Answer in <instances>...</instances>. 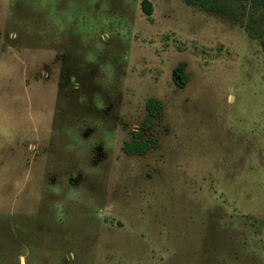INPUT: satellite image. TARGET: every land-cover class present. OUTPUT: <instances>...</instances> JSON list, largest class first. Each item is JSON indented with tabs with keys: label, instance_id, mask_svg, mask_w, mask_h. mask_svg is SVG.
Instances as JSON below:
<instances>
[{
	"label": "rangeland",
	"instance_id": "374dc122",
	"mask_svg": "<svg viewBox=\"0 0 264 264\" xmlns=\"http://www.w3.org/2000/svg\"><path fill=\"white\" fill-rule=\"evenodd\" d=\"M249 21L183 0H0V264H264ZM134 133L155 148L126 155Z\"/></svg>",
	"mask_w": 264,
	"mask_h": 264
},
{
	"label": "trees",
	"instance_id": "16d2710c",
	"mask_svg": "<svg viewBox=\"0 0 264 264\" xmlns=\"http://www.w3.org/2000/svg\"><path fill=\"white\" fill-rule=\"evenodd\" d=\"M186 5L196 7L206 13H213L221 18L233 20L243 24L246 17L250 18L249 23L245 26L246 31L259 40L264 51V34L256 33L253 25H257L258 21L264 17V0H183ZM142 8L146 15H152V6L148 1H144ZM252 25V26H251ZM181 80L186 81V76L182 67ZM162 103L156 100H150L147 104V111L151 117L157 118ZM149 125H145V130H149ZM156 139L154 137L149 140L141 138L139 133H134L133 140L123 147L126 155H144L149 150L155 148Z\"/></svg>",
	"mask_w": 264,
	"mask_h": 264
}]
</instances>
